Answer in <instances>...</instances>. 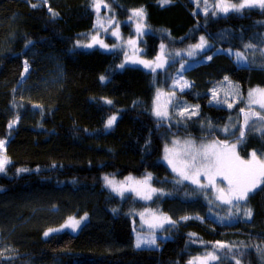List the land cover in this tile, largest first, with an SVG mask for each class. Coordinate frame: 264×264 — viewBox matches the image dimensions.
I'll return each mask as SVG.
<instances>
[{
    "label": "trees",
    "instance_id": "1",
    "mask_svg": "<svg viewBox=\"0 0 264 264\" xmlns=\"http://www.w3.org/2000/svg\"><path fill=\"white\" fill-rule=\"evenodd\" d=\"M102 1L110 7L99 12L103 27L93 0H0V140L10 161L0 173V264H199L196 258L208 252L217 256L209 264H264L258 251L264 249V183L237 208L217 200L211 187L177 183L180 177L164 159L172 139L228 144L240 130L245 136L238 155L264 156V132L256 129L264 121L251 115L246 99L264 89V12L214 17L193 14L190 0L163 7L159 0ZM139 9L145 14L140 34V18L132 16ZM117 25L129 39L111 37ZM96 34L107 49L76 46ZM201 37L209 50L183 62L190 67L183 72L189 88L174 90L175 104L198 106V114L170 116L174 104L168 118H158L157 93L172 90L181 58L167 61ZM130 39L140 40L137 52ZM229 49L243 52L247 67H238ZM162 60L167 68L155 69ZM226 77L242 91L233 109L210 102ZM112 116L113 126L105 128ZM149 176L150 188L157 190L150 200L112 190L126 188L129 177ZM105 177L114 184L108 186ZM223 182L217 185L226 188ZM245 208L252 210L251 219L244 217ZM147 210L167 214L174 223L159 248L137 249L133 224ZM83 216L88 221L77 234L45 237L69 217ZM218 244L228 247H213Z\"/></svg>",
    "mask_w": 264,
    "mask_h": 264
},
{
    "label": "snow or ice",
    "instance_id": "2",
    "mask_svg": "<svg viewBox=\"0 0 264 264\" xmlns=\"http://www.w3.org/2000/svg\"><path fill=\"white\" fill-rule=\"evenodd\" d=\"M46 3L47 0H44ZM170 0H159L160 5L163 7L165 4L169 3ZM33 7H37V4L33 3ZM101 6L107 8V4L101 5L98 0H93L92 7L98 14L97 24L100 27H103V24L99 18V12ZM199 7V4H198ZM251 10V9H259L261 12H264V0H219L218 3H213L211 7H209L208 0H205L204 3V14L208 15L211 11V15L216 16L218 13L227 15L229 13H238L243 14L244 10ZM51 12L52 10L49 9ZM53 17L57 15L56 13H52ZM143 9L135 10L132 13L133 17H139L140 23H137V33L140 34L142 31V21L144 17ZM118 25L117 31H114L112 35L119 36L118 33ZM104 31H108L107 28ZM129 44H134V41H129ZM98 44L101 48L107 49V45L104 43L103 40L99 39L97 35L92 36V42L87 44H77V47H85V48H92L94 45ZM206 47V41L204 37L200 38V43L192 46V48L187 52L188 56H193L198 50L203 51ZM163 49V45L161 46ZM246 49H252V44L245 45ZM231 54V53H230ZM262 54H264V50H262ZM179 55V53H177ZM235 56L238 62L245 61L246 57L243 52H236ZM157 59H161L158 57ZM211 59V57H209ZM134 63H142L146 68L152 67V65L148 61H133ZM161 67L162 65H157ZM123 67V65H121ZM183 67V66H182ZM155 71V69H152ZM28 71L27 62H25V72ZM105 77L101 76L100 80L103 82ZM227 79V77L225 78ZM187 83L183 85V87H187ZM183 90V88H182ZM213 97H216V91H213ZM249 101L251 103L259 104L260 109H264V89H257L249 92ZM256 96H259V99H254ZM242 99V98H241ZM220 102V101H217ZM105 103L111 104L110 100H105ZM232 107L231 104L228 105ZM241 111H244L241 109ZM249 112H251L252 116H256V118L260 121H264V113L252 112L251 108L249 107ZM155 115L160 118L164 117L167 118V112H162L159 107L155 109ZM180 115H184V113H180ZM191 115H196V112L193 111L190 113L189 118ZM116 120L115 116L110 117L106 124L105 128H111ZM16 121L13 120L9 123V129L13 128ZM249 124V113H245V121L244 126L248 127ZM227 131V128H225ZM245 136V132L240 130V136L237 138L236 142L233 144H221L219 141H215L212 144H201L196 146L192 140H186L183 142L181 150L179 152H174L168 148L165 149V156L164 159L168 162L169 166L172 168V171L175 172L179 177L180 180L177 183H180L183 180H188L191 183L197 185L199 188L206 189L211 187L212 189L218 192L216 199L219 200L223 204H227L232 206L235 204L237 208H239L240 202L246 201L249 198V194L252 193L256 188L260 186L261 183H264V156H258V154L253 151L250 154V158L242 159L236 149L237 146L243 143ZM179 141H173V145H178ZM5 147V141L0 140V154L3 153V149ZM10 161L6 155H0V173L5 172L6 165L9 164ZM18 171L23 172L27 171L26 169H19ZM203 176L207 183H201L200 177ZM217 177L221 180L225 181L227 184L226 188L219 187L217 185ZM107 182L108 186H112L114 181L110 180L108 177L104 178ZM151 179L149 176L147 179L142 181H132V178L129 177L128 181L130 183H134L136 185H147L148 180ZM113 191L120 192L121 194L123 191H133L136 195L145 200H150L152 198V194L155 193L157 190L155 188H148L147 191H142L139 188L131 187V188H124L123 185L120 188L113 187ZM141 217H144V213L140 214ZM244 217L246 219H251L252 217V210L250 208H245ZM86 218V217H85ZM184 219H191V217H185ZM164 221L167 223H174L171 220H168L167 217L163 218ZM81 221L69 217L68 221L62 226L63 228H71L75 231ZM150 228L155 227H162V225L158 224H149ZM60 229H50L49 232H45L44 235L47 237L50 232H57ZM147 245H156L157 240L153 236L151 239H144L137 238L136 247L139 248L141 244ZM214 248H227V245L218 244L214 245ZM231 251V249H229ZM260 251L262 258H264V249H258ZM217 256L213 252H208L205 257L200 258L197 257L196 260L199 264H209V261H215ZM193 264V262H190ZM236 264H241L239 259L236 260Z\"/></svg>",
    "mask_w": 264,
    "mask_h": 264
},
{
    "label": "rangeland",
    "instance_id": "3",
    "mask_svg": "<svg viewBox=\"0 0 264 264\" xmlns=\"http://www.w3.org/2000/svg\"><path fill=\"white\" fill-rule=\"evenodd\" d=\"M98 2H100L101 5L104 4V2L102 0H99ZM190 2L192 3V6H193V9H192L193 14L205 15L204 14V3H205V0H190ZM218 2H219V0H208L209 7H211V5L213 3H218ZM198 4H199V7H198ZM108 10H110L109 6L107 8L101 6V8H100V12L101 11H108ZM251 10H259V9H251ZM209 14L211 15V11L209 12ZM229 14H231V13H229ZM229 14H227V15H229ZM227 15L218 13L214 17L227 16ZM104 28H107V26L104 27ZM114 31H117V29L115 28ZM113 32H111L110 35L116 41H119V42L121 41L122 42V41H125L126 39H129L128 36L121 35L119 29H118V33H119L118 37L115 36V35H112ZM96 35L98 36L99 39H101L103 41L105 40L103 37H101L100 34H96ZM130 40L133 41L132 39H130ZM139 41H140L139 39H137V40L135 39L134 40V42H135L134 44H129V45H131L130 47H133L132 50L134 52L138 51L137 49L135 50V48H137V45H138ZM91 42H92V38L90 40V43ZM104 43H105V41H104ZM93 47H100V46L98 44H96ZM205 50L206 51L209 50V44H206V47H205V49L203 51H205ZM188 51L189 50L183 51L182 54L179 53V55L176 54L175 58L173 57L174 59L170 58L171 60L167 61V63H170V61L171 62H176L178 59L181 58V64L179 66L180 69H179V71H177L173 75V80H172V82L170 84V88L172 90H170V91L163 90V92L159 91L157 93V97L155 99V104H154L155 105V109L157 107H159V109L162 112H167V118H168L169 111L174 108L175 99L177 98V96H175L177 94L174 92V90H177L176 92H181V91L187 90L189 88V83H187L184 80V78H183L184 77V73L183 72H185L187 69L190 68V67H188L187 64H183L184 61L187 62L188 59H191V57L187 55ZM236 52H238V51L233 50V49H229V50H227L226 54L233 58L234 63L236 65H238V67H243L244 66L243 63L237 61V58L235 56ZM244 62H245V65L248 64V63L246 64V61H244ZM240 64H242V65H240ZM157 65H162V66L158 67ZM164 65H165V61L162 60L161 62L155 63L154 64V68L155 69H164L165 70L167 67H165ZM245 67H247V66H245ZM185 83H187V85H188L187 87H183V85ZM182 88H183V90H182ZM215 91H216V97H213V94L212 95L210 94V96H211L210 97V100H211L210 102L212 104H214V105L222 106V107L227 108V109L235 108L236 105L238 103H240L241 98H242V91H241L240 85L238 83H234V82L230 81L229 79H226L224 82L220 83L219 88H215ZM246 99H247V105L249 107H256L257 109H259L262 112H264V109H260L259 104H257V103H251L250 104V101H248L249 98L246 97ZM254 99H259V96H256ZM217 101H220V102H217ZM176 102L177 103L175 104V108L170 112V116H182V115H180V113H184L185 116H189L190 113H192L193 111L196 112V115L198 114V111H199L198 106H195L192 110H190L188 108V104L185 101L180 100V101H176ZM229 104H231L232 107H229L228 106ZM191 116H193V115H191ZM160 118L165 119L164 117H160ZM256 129H257L258 132H264V122L263 123L262 122L259 123L257 125ZM172 140L180 142L178 145H173V141H172L169 145H167V148L170 149V150H173L174 152H179L181 150L183 142L186 141V140H176V139H172ZM201 144H203V143H198V144L195 143L196 146H199ZM207 144H212V143H207ZM228 144H233V143H228ZM5 146H6V144H5ZM238 147H240V144L237 146V149H238ZM237 153H238V151H237ZM0 155H4V149H3V153L0 154ZM200 178H204V177L201 176ZM145 179L146 178H144L143 180H145ZM218 179L220 180L219 177H217V180ZM132 181L134 182V181H137V180H132ZM139 181H142V180H139ZM221 184H223L225 187H227L226 183L223 182ZM124 185H125L126 188L135 187V188L141 189L142 191H147V189L150 187L149 180H148L147 185H136L134 183H130L128 180L125 181ZM131 192H133V191H131ZM164 217H167L168 220L172 221L170 216L167 215V214H164L162 212H157L156 213L154 211H148L147 210V211L144 212V217L142 218L140 216L138 222L133 224V235H134V246L135 247H136V243H137V238L138 237L141 238L142 240H144V239H151L154 236L156 238V240H157L156 245H147V244H143L142 243L139 248L136 247L137 249H156V248H159L158 242L160 240H166L167 234H166L165 230L168 227H170L173 223H171V224L167 223L166 221L163 220ZM72 218L81 221L79 227L75 231H73L71 228H63L62 227L68 221V219H69L68 218L62 225H60L57 228H54V229H60V231L50 232L49 234L61 233V232H69L71 234H77L80 231V229L88 221V216H83V217H80V218H75V217H72ZM149 224H158V225H162V227L150 228Z\"/></svg>",
    "mask_w": 264,
    "mask_h": 264
},
{
    "label": "crops",
    "instance_id": "4",
    "mask_svg": "<svg viewBox=\"0 0 264 264\" xmlns=\"http://www.w3.org/2000/svg\"><path fill=\"white\" fill-rule=\"evenodd\" d=\"M242 63H243V65L245 66V62L243 61ZM240 65H242V64H240Z\"/></svg>",
    "mask_w": 264,
    "mask_h": 264
}]
</instances>
